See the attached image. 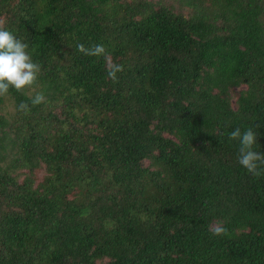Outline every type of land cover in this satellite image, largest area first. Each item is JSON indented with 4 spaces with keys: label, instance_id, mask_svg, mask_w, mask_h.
<instances>
[{
    "label": "trees",
    "instance_id": "obj_1",
    "mask_svg": "<svg viewBox=\"0 0 264 264\" xmlns=\"http://www.w3.org/2000/svg\"><path fill=\"white\" fill-rule=\"evenodd\" d=\"M0 27L46 97H0V264H264V165L229 139L264 154V0H0Z\"/></svg>",
    "mask_w": 264,
    "mask_h": 264
},
{
    "label": "clouds",
    "instance_id": "obj_2",
    "mask_svg": "<svg viewBox=\"0 0 264 264\" xmlns=\"http://www.w3.org/2000/svg\"><path fill=\"white\" fill-rule=\"evenodd\" d=\"M76 49L87 56L103 57L107 69V77L114 83L118 82V74L124 71V66L114 63L111 56L107 54L102 44H95L85 47L80 43ZM41 65L34 62L28 52V44L18 39L11 31L0 27V97H6L10 89L22 92L26 89L33 90L35 94L31 98V105L21 102L18 111L28 114L31 108L41 105L46 97L40 91H35L38 87L37 81ZM229 139L239 141V164L244 167L249 174L260 176V166L264 165V154L254 151L257 144V134L251 128L241 130L235 128L229 133ZM210 230L216 236L227 233V229L222 223L213 225Z\"/></svg>",
    "mask_w": 264,
    "mask_h": 264
},
{
    "label": "rangeland",
    "instance_id": "obj_3",
    "mask_svg": "<svg viewBox=\"0 0 264 264\" xmlns=\"http://www.w3.org/2000/svg\"><path fill=\"white\" fill-rule=\"evenodd\" d=\"M36 90V88H35ZM33 91V90H31ZM239 94H240V89H236L234 92H233V102H234V106H236V101L239 97ZM4 98V103L2 104V107L4 106V109L5 111L9 112V113H16L17 111V108H16V105L13 101V99L7 95L6 97H3ZM58 111H61V109L59 108ZM145 166H150L151 165V161H146L145 163ZM154 168V167H153ZM20 175V181H22L24 178H25V175H26V172L27 171H17ZM38 179V181L42 180V174H36L35 175Z\"/></svg>",
    "mask_w": 264,
    "mask_h": 264
}]
</instances>
